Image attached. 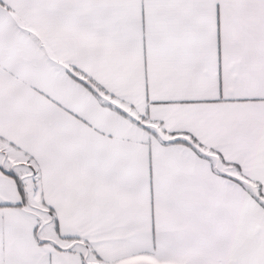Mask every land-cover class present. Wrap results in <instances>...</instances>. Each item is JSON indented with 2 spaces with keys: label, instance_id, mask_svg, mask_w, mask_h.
<instances>
[{
  "label": "snow or ice",
  "instance_id": "snow-or-ice-1",
  "mask_svg": "<svg viewBox=\"0 0 264 264\" xmlns=\"http://www.w3.org/2000/svg\"><path fill=\"white\" fill-rule=\"evenodd\" d=\"M0 264H264V0H0Z\"/></svg>",
  "mask_w": 264,
  "mask_h": 264
}]
</instances>
